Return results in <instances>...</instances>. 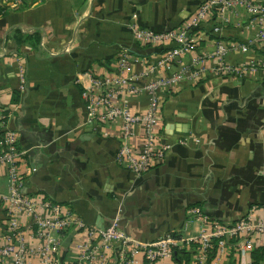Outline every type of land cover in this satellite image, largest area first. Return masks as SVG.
I'll return each mask as SVG.
<instances>
[{
    "label": "crops",
    "instance_id": "crops-1",
    "mask_svg": "<svg viewBox=\"0 0 264 264\" xmlns=\"http://www.w3.org/2000/svg\"><path fill=\"white\" fill-rule=\"evenodd\" d=\"M205 1L27 0L13 6L0 0L7 9L0 15V118L15 132L16 150L25 159L18 172L35 169L24 178V195L66 207L98 230L117 221L124 236L141 243L167 234L197 236L203 224L189 214L192 208L229 225L264 205V70L241 76L216 71L218 45L227 49L222 64L232 68L264 60V51L254 47L258 27L245 7L234 6L219 20L209 15L192 35V50L154 74L185 73L159 94L158 132L170 147L144 175L136 178L117 165L121 120H101L103 107L95 110V120L85 111L82 91L90 77L115 76L122 52L130 55L131 71L141 75L170 49L138 42L133 27L181 30ZM251 1L264 6V0ZM213 26L221 29L218 34ZM246 44L247 52L235 50ZM197 57L204 58V71L192 79ZM148 100L145 92L122 91L114 106L139 116ZM131 133L130 147L137 152L145 139L142 125ZM5 172L1 167V193ZM252 221H264V215L256 212ZM20 223L28 219L21 215ZM6 224L0 199V235ZM71 232L69 248L60 252L63 262L76 261V248L86 240L84 233ZM252 249L264 264V236L253 237ZM227 254L217 264L253 262L252 255L245 259L233 249ZM131 264L146 263L135 255ZM154 264L176 263L169 257Z\"/></svg>",
    "mask_w": 264,
    "mask_h": 264
},
{
    "label": "built area",
    "instance_id": "built-area-1",
    "mask_svg": "<svg viewBox=\"0 0 264 264\" xmlns=\"http://www.w3.org/2000/svg\"><path fill=\"white\" fill-rule=\"evenodd\" d=\"M27 0H12L17 6ZM234 6L245 7L250 20L256 22L258 33L254 47L264 51V6L251 0H206L197 7L181 30L154 33L149 30H138L133 27L134 37L138 42L148 43L156 47L170 45L153 64L144 68L143 74L137 75L131 71L130 55L122 52L118 57V73L112 77L91 76L88 86L82 91L85 111L90 120H95L97 108H104L105 114L101 120H121L120 148L117 151L116 162L130 174L138 178L151 167L154 162H161L165 151L170 145L162 140L159 129L158 106L159 94L164 89H170L182 80L183 72L161 78H155L158 71L167 70L183 54L192 50L194 31L202 26L209 15L216 20ZM221 29L212 27V32L218 34ZM250 49L246 45H238L235 50L245 53ZM226 48L217 46L215 57L219 60L216 71L235 75H244L257 67L264 70V60L245 67L232 68L223 65ZM204 58L197 57L191 62L193 71L190 78L197 79L203 73L201 66ZM152 76V77H151ZM21 83L23 80L21 79ZM136 84H141L139 87ZM122 91L132 94L147 93L149 100L143 115H133L125 109L114 106V101ZM142 125L145 139L143 146L137 152L130 147L132 128ZM17 136L5 126V117L0 118V168L4 167L7 188L0 192V199L5 206L7 224L4 233L0 235V264H131L135 255H141L146 264H154L162 259L172 258L174 250L193 252L192 264H217L228 257L227 250L233 249L240 257L249 259L253 248V237L264 236V221L253 222L256 212L264 215V205L251 207L248 215L236 223L219 224L203 217L198 208L189 210V214L202 221L203 229L197 236L176 238L172 234L156 241L141 243L118 230V222L113 221L103 230H98L76 217L70 209L49 201L36 202L22 193L25 176L35 172V169L24 167L23 174L18 172L25 163L23 153L16 150ZM28 219V223H20V217ZM76 230L85 235V242L76 248V261L63 262L60 258L64 237ZM36 240L38 246L32 244ZM192 247V248H191ZM194 248V249H193ZM193 249V250H191ZM113 255V257H112ZM252 264V263H251Z\"/></svg>",
    "mask_w": 264,
    "mask_h": 264
},
{
    "label": "trees",
    "instance_id": "trees-1",
    "mask_svg": "<svg viewBox=\"0 0 264 264\" xmlns=\"http://www.w3.org/2000/svg\"><path fill=\"white\" fill-rule=\"evenodd\" d=\"M6 10H7L6 7L1 6L0 7V15L6 14L7 13ZM176 238H179V237H176ZM255 253L256 252H254V251L251 252L252 259H253L252 264H258V262H259V257H257V255ZM192 254H193V252H191V251L185 252L182 250L181 251L180 250H174L171 256H172V260L176 264H189V262L193 258Z\"/></svg>",
    "mask_w": 264,
    "mask_h": 264
},
{
    "label": "water",
    "instance_id": "water-1",
    "mask_svg": "<svg viewBox=\"0 0 264 264\" xmlns=\"http://www.w3.org/2000/svg\"><path fill=\"white\" fill-rule=\"evenodd\" d=\"M74 235V232H71L69 233L67 236H66V239L64 240V243L62 244V248L63 250H67L72 242V237Z\"/></svg>",
    "mask_w": 264,
    "mask_h": 264
}]
</instances>
